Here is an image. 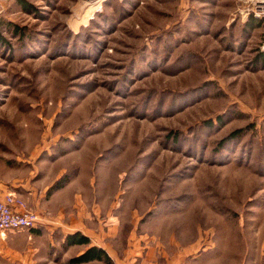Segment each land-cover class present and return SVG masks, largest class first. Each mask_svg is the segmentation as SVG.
<instances>
[{
	"label": "rangeland",
	"instance_id": "rangeland-1",
	"mask_svg": "<svg viewBox=\"0 0 264 264\" xmlns=\"http://www.w3.org/2000/svg\"><path fill=\"white\" fill-rule=\"evenodd\" d=\"M21 1L0 0L22 29L0 25V186L65 170L117 264L122 230L157 264L190 245L195 264H264L261 0Z\"/></svg>",
	"mask_w": 264,
	"mask_h": 264
},
{
	"label": "crops",
	"instance_id": "crops-1",
	"mask_svg": "<svg viewBox=\"0 0 264 264\" xmlns=\"http://www.w3.org/2000/svg\"><path fill=\"white\" fill-rule=\"evenodd\" d=\"M64 173L65 170H62L60 173L57 172L54 174V178L52 176V182L44 180L40 181L39 184L37 182L32 183L31 180L29 181L27 179L26 181L8 182L9 184L5 183L0 186V199L5 194L12 192L14 195L21 197L27 207L34 210L41 217L40 225L35 228L11 231L12 234H0V256L5 257V259H13L14 261L19 259V261L15 262L18 263L21 261V263H23L25 261V264H35L36 260L34 257L44 256L43 259L45 260L43 261V264H58L56 259L50 258V249L48 250V247H53L56 243L64 245L67 235L79 232L88 237L90 242L88 245L73 244L68 246V250L72 248L75 249L78 246L82 247L80 250H76L77 253L74 254L75 256L81 254L90 246H97L104 249L114 263L117 264L113 256H111L109 248L111 240L114 242L117 241L114 237L118 235V231L117 229L114 230L112 228L109 230L108 227L107 231L101 228V231H103L102 233L106 234V232L109 231L106 236H103L102 233H94L97 229L96 231L92 230V205L89 206V202L91 201H89V196L87 199L85 196H82V192L79 190L78 186L75 185V183H70L71 178L70 181L66 182L62 187L51 190L53 184L63 177ZM52 178L49 176L50 180ZM40 230H43L44 233H40ZM21 231H30L29 233L31 235L27 234V236ZM123 232L124 231L122 230L119 233L123 236ZM132 234L136 235L135 233ZM122 236L120 237V240L122 243L126 244L125 247L127 248L125 250L123 249V252H125V255L130 254L134 257L132 264H157L156 261L158 259L156 258V255L151 250H144L141 247V244L145 239L144 234L137 237V244L134 248L130 247V240L133 241L134 239L130 237L127 241H124V237ZM27 237L29 238V242L26 240ZM36 243L44 244V247L47 249L45 254L44 249L36 245ZM191 246L192 245L186 246L182 250L174 248V252L172 254L168 255L166 253L162 255L159 259V263L195 264L198 257L203 256L207 250L203 249L195 255L193 251L189 249ZM134 250L137 252H134ZM56 252L57 251L52 248L53 255H55ZM64 252L62 253V261H64ZM114 254L116 255V253ZM92 262L100 261L93 260L79 264H92Z\"/></svg>",
	"mask_w": 264,
	"mask_h": 264
},
{
	"label": "built area",
	"instance_id": "built-area-1",
	"mask_svg": "<svg viewBox=\"0 0 264 264\" xmlns=\"http://www.w3.org/2000/svg\"><path fill=\"white\" fill-rule=\"evenodd\" d=\"M257 15L262 18L264 26V0L260 1ZM41 217L28 208L21 197L14 194H5L0 199V231H17L32 229L39 226Z\"/></svg>",
	"mask_w": 264,
	"mask_h": 264
},
{
	"label": "trees",
	"instance_id": "trees-1",
	"mask_svg": "<svg viewBox=\"0 0 264 264\" xmlns=\"http://www.w3.org/2000/svg\"><path fill=\"white\" fill-rule=\"evenodd\" d=\"M22 5H25V1ZM248 22H249L248 25H250V26H252L251 23H254L251 20H248ZM0 25L4 27V31H6V32L13 33L15 35H21L22 34V29L20 27H18V25L14 24L12 22L0 20ZM261 54L263 55L264 51L261 52ZM235 135H238V134H235V133L230 134L229 138L234 137ZM66 182H67V180H66L65 176H63L62 178H60L58 181H56L53 184L51 190L62 187ZM89 242H90V240L88 237L82 235L79 232H75L73 234H69L66 236V240H65L64 244L66 247H68V246L73 245V244L88 245ZM93 260L103 261L107 264H112V260L108 256L107 252L104 249L97 247V246H90L87 249H85L81 254L71 257L68 260V264H79V263H85V262H89V261H93Z\"/></svg>",
	"mask_w": 264,
	"mask_h": 264
}]
</instances>
